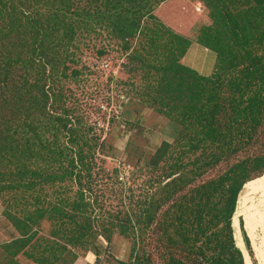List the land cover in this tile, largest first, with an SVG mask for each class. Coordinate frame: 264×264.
<instances>
[{
	"label": "rangeland",
	"instance_id": "rangeland-1",
	"mask_svg": "<svg viewBox=\"0 0 264 264\" xmlns=\"http://www.w3.org/2000/svg\"><path fill=\"white\" fill-rule=\"evenodd\" d=\"M80 2L82 12L69 19L74 39L53 41L45 75L37 68L30 77L35 101L45 107L37 105L30 116L17 115L10 126L14 139L29 135V126L37 137L33 154L15 162L0 159V185L21 181L34 186L0 193V264H233L221 224L214 235L208 231L197 240L195 250L185 243L178 233V204L188 202L199 212V204H193L205 192L201 185L229 175L243 183L242 190L262 176L264 125L235 152L223 155L210 147L195 151L191 137L198 135L200 117L192 114L200 109L207 84L189 78L191 88L168 102L191 115L174 107L168 115L156 102L161 74L149 67L167 62L168 40H159L156 49L151 46L157 31L162 29L167 38L170 30L201 42L203 31L215 26L211 10L203 0H164L154 4V14L168 30L146 14L144 32L132 36L119 29L112 17L115 9L103 0ZM227 43L234 45L231 38ZM138 51L143 58L135 56ZM228 74L230 79L235 75ZM213 154L221 159L206 165ZM177 166L182 169L173 173ZM179 176L188 179L185 187L180 180L171 185ZM241 190L230 217L239 250L235 259L261 264L246 213L252 216L254 236L263 241L264 189L251 211L244 209ZM186 194L190 196L183 199ZM202 197L201 203L211 202ZM149 207L154 208L152 220Z\"/></svg>",
	"mask_w": 264,
	"mask_h": 264
},
{
	"label": "trees",
	"instance_id": "trees-1",
	"mask_svg": "<svg viewBox=\"0 0 264 264\" xmlns=\"http://www.w3.org/2000/svg\"><path fill=\"white\" fill-rule=\"evenodd\" d=\"M80 1L0 0V159L15 162L20 156L23 158L33 154L35 144L33 140L37 137V132L34 133L29 126L30 134L22 137L21 141L13 138V129L10 126L12 121H16L17 115L26 113L30 116L31 110L33 108L36 110L37 105L45 107L44 103L35 101L36 85L30 77L37 68L45 75V60L46 64L52 63L49 54L55 50V47L51 45L53 41L69 43L74 39V30L69 19L71 14L82 12ZM103 1L106 7L115 9L112 17L116 18L115 24L123 33L136 36L142 29L141 22L147 16L146 14L154 20V24L168 30L163 21L154 14V4L164 0ZM203 1L211 10L210 16L215 21V26L203 31L199 43L216 53L217 64L214 73L204 77L185 65L183 60L193 42L170 30L166 31L169 38L162 36L165 34L162 29L157 31V37L151 40V46L156 49L159 40L167 39L166 45L169 47L167 62L149 67L161 74L156 102L163 110H166L163 113L168 115H170L168 110L173 107V110H183L191 115L187 109L172 106L168 102L169 99L177 100L191 88L189 85L192 83L187 84L189 78L192 82L202 80L207 84L201 107L192 114L194 118L200 117L198 135L191 137L192 145L195 151L210 147L219 149L225 155L227 152H235L244 147L246 141L253 137L260 126L264 125V0ZM125 2L130 3L131 8L124 7ZM144 10L147 11L144 12ZM148 28L151 29V27ZM59 30L63 33L62 36ZM142 32H144L143 29ZM38 36H41V41L38 40ZM27 38L31 39V43H27ZM228 38L233 40V46L227 43ZM138 55L141 58L144 57L139 51L135 56ZM230 71L235 73L232 79H230L232 75L228 74ZM40 80L38 78L37 82ZM199 88L197 86L196 90ZM229 89L232 95L226 97L225 93H228ZM177 91L180 94H176ZM7 94H10V97ZM173 94L175 98L174 96L171 98ZM31 95L33 97H30ZM44 96L48 98L47 94ZM10 107L15 108L16 111L10 112ZM221 119L226 121L225 126H221ZM60 120L63 122L62 118ZM243 135H246V138L242 137ZM220 159L213 154L205 160L208 162L206 165L211 166ZM181 169V166H177L173 173ZM233 172L236 177V170ZM179 180L185 187L188 179L181 176L175 178L171 185H175ZM238 181H231L228 175L201 185L200 189L205 192H200L201 199L198 198L193 204H199V212H195L192 204L189 205L188 202L178 204V233L180 231L185 243L190 244L191 249L195 250L196 241L203 236L206 237L208 231H210L209 235H214V227L221 224L227 234L228 246L233 250L231 256L233 264H241L235 259V254L239 253V250L234 246L230 226V217L235 208L234 201L237 192H240L243 187V183ZM22 186L29 189L34 185L21 181L6 186L0 185V193ZM208 190L212 191L207 192ZM189 196L190 194H186L183 199ZM202 196L211 202L201 203ZM207 208L212 210L203 213ZM153 209L149 207L146 211L150 220L154 219ZM21 242L17 241V243ZM136 264L142 263L139 261Z\"/></svg>",
	"mask_w": 264,
	"mask_h": 264
},
{
	"label": "crops",
	"instance_id": "crops-1",
	"mask_svg": "<svg viewBox=\"0 0 264 264\" xmlns=\"http://www.w3.org/2000/svg\"><path fill=\"white\" fill-rule=\"evenodd\" d=\"M216 62V53L205 48L197 41L193 42L189 53L184 58L185 65L196 70L201 76L204 77H209L214 73Z\"/></svg>",
	"mask_w": 264,
	"mask_h": 264
},
{
	"label": "bare ground",
	"instance_id": "bare-ground-1",
	"mask_svg": "<svg viewBox=\"0 0 264 264\" xmlns=\"http://www.w3.org/2000/svg\"><path fill=\"white\" fill-rule=\"evenodd\" d=\"M263 189H264V175L256 179H253L249 181L247 184H245L244 188L241 190V198L244 209H248V210L250 209V211L252 210L259 192ZM246 215H247V224L250 230L252 229V235L254 238L253 242H255L258 253L260 255L261 264H264V240L263 241L259 240L257 239V237L254 236L252 216L250 212H247Z\"/></svg>",
	"mask_w": 264,
	"mask_h": 264
}]
</instances>
